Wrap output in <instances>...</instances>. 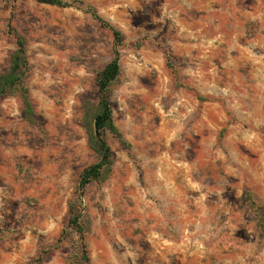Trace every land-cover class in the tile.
I'll return each instance as SVG.
<instances>
[{
	"label": "rangeland",
	"instance_id": "obj_1",
	"mask_svg": "<svg viewBox=\"0 0 264 264\" xmlns=\"http://www.w3.org/2000/svg\"><path fill=\"white\" fill-rule=\"evenodd\" d=\"M65 1L123 35L108 101L130 154L108 134L111 173L84 191L89 264H264V0ZM9 23L33 119L0 99V264H76L57 240L96 161L85 107L111 36L74 7L0 0V73Z\"/></svg>",
	"mask_w": 264,
	"mask_h": 264
},
{
	"label": "trees",
	"instance_id": "obj_2",
	"mask_svg": "<svg viewBox=\"0 0 264 264\" xmlns=\"http://www.w3.org/2000/svg\"><path fill=\"white\" fill-rule=\"evenodd\" d=\"M39 4L54 6L57 8H77L89 14L93 20L111 36L112 58L107 62L94 77V85L97 89V103L87 104L85 107L86 142L88 148L95 153L96 161L80 173L73 196L67 205V220L61 230V241H67L73 246L72 257L76 264H89V256L86 244V235L89 231V221L83 195L86 187L92 182H103L111 173L114 163L112 152L107 143V135L110 134L130 154V145L124 139L122 133L113 122L112 109L108 101V93L111 86L120 75V48L122 47L123 35L108 21L103 19L95 8L85 5L81 1L65 0H34ZM8 33L14 39L15 49L9 58L7 70L0 73V99L9 94L17 93L23 113L28 121L33 119V109L29 99L28 89L24 84L29 63L25 53V39L16 29L8 24ZM203 100L202 97H199ZM248 200L251 196L246 192ZM252 206V205H251ZM255 209V208H254ZM258 217V224L263 231L262 217ZM43 256H37L29 264H40Z\"/></svg>",
	"mask_w": 264,
	"mask_h": 264
}]
</instances>
